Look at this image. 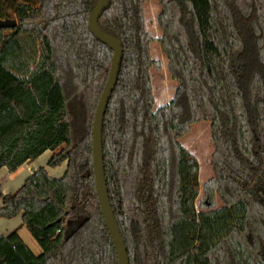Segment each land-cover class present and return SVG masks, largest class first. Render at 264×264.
<instances>
[{
  "label": "trees",
  "instance_id": "obj_1",
  "mask_svg": "<svg viewBox=\"0 0 264 264\" xmlns=\"http://www.w3.org/2000/svg\"><path fill=\"white\" fill-rule=\"evenodd\" d=\"M112 0L99 20L124 57L103 128L109 198L130 264H264V0ZM100 0H0V171L15 174L46 152L0 218L22 214L42 249L17 230L0 236V264H118L94 176L92 125L114 53L90 32ZM157 42L179 82L156 109L150 57ZM252 45L254 62L248 57ZM32 66L34 68H32ZM72 74L84 121L75 131L65 83ZM211 124L213 177L200 195L197 159L180 142ZM219 202L223 207L218 208Z\"/></svg>",
  "mask_w": 264,
  "mask_h": 264
},
{
  "label": "rangeland",
  "instance_id": "obj_2",
  "mask_svg": "<svg viewBox=\"0 0 264 264\" xmlns=\"http://www.w3.org/2000/svg\"><path fill=\"white\" fill-rule=\"evenodd\" d=\"M160 12L161 6L159 5L157 0H149L148 3L144 6V16L147 30L156 39L162 36V31L157 24V18ZM252 47V45H249L248 49V57L249 60H251V64L252 62H254ZM149 52L150 57L155 60L161 61L163 67V70L160 72H157L156 70L151 71L156 100L155 110H157L160 107L171 102L180 84L177 80L173 79L171 74L168 72V60L163 54L157 42L151 44ZM32 68L34 67L32 66ZM66 77L65 89L71 110L70 113L74 120L75 131H78L81 129L84 121L83 106L80 98H78L76 95V88L75 84L73 83L72 74L69 72ZM180 142L199 162L200 195L196 202V208L199 212H201L199 204L204 195L203 187L213 177V171L211 168V156L214 152V145L211 138V124L209 122H202L192 125L191 132ZM25 171L26 168H23L19 175H21V173H24ZM222 207V203L219 202L218 208L220 209ZM2 219L4 218H0V220ZM27 232L29 233L28 230Z\"/></svg>",
  "mask_w": 264,
  "mask_h": 264
},
{
  "label": "water",
  "instance_id": "obj_3",
  "mask_svg": "<svg viewBox=\"0 0 264 264\" xmlns=\"http://www.w3.org/2000/svg\"><path fill=\"white\" fill-rule=\"evenodd\" d=\"M111 5L112 0H100L98 5L91 11L88 19V27L92 35L114 53L109 76L94 115L92 125V155L97 197L104 222L117 253L118 264H130L128 251L111 206L104 166V120L110 99L118 83L124 57V51L120 40L103 32L99 27V20L104 13L110 9ZM17 25L18 23L15 20H0V30L14 29Z\"/></svg>",
  "mask_w": 264,
  "mask_h": 264
},
{
  "label": "crops",
  "instance_id": "obj_4",
  "mask_svg": "<svg viewBox=\"0 0 264 264\" xmlns=\"http://www.w3.org/2000/svg\"><path fill=\"white\" fill-rule=\"evenodd\" d=\"M52 157V152L48 151L43 156H41L34 163H27L21 169H19L15 174H10L7 168H3L0 171V190L3 195L13 194L17 192L25 183V181L34 174V172L38 171L40 168H46L49 175L52 178L60 179L63 177L66 169L67 162L63 163L61 166L52 169L48 166V163ZM26 168L24 173L20 172ZM19 176V177H18ZM2 207V199L0 197V208ZM17 230L20 237L24 241V243L31 249V251L35 255L42 254V249L38 242L34 239L31 233L27 232V228L23 225L22 214L17 216L14 219L0 220V236H7L11 232Z\"/></svg>",
  "mask_w": 264,
  "mask_h": 264
}]
</instances>
